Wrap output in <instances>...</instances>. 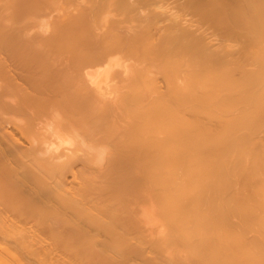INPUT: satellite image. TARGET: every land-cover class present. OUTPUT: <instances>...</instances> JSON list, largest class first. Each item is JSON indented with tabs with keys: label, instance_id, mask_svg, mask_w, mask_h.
<instances>
[{
	"label": "bare ground",
	"instance_id": "bare-ground-1",
	"mask_svg": "<svg viewBox=\"0 0 264 264\" xmlns=\"http://www.w3.org/2000/svg\"><path fill=\"white\" fill-rule=\"evenodd\" d=\"M0 264H264V0H0Z\"/></svg>",
	"mask_w": 264,
	"mask_h": 264
}]
</instances>
